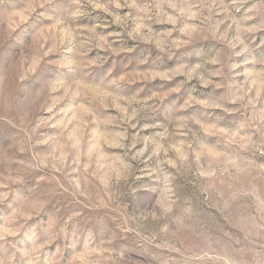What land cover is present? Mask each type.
I'll list each match as a JSON object with an SVG mask.
<instances>
[{
  "label": "rangeland",
  "instance_id": "rangeland-1",
  "mask_svg": "<svg viewBox=\"0 0 264 264\" xmlns=\"http://www.w3.org/2000/svg\"><path fill=\"white\" fill-rule=\"evenodd\" d=\"M0 264H264V0H0Z\"/></svg>",
  "mask_w": 264,
  "mask_h": 264
}]
</instances>
